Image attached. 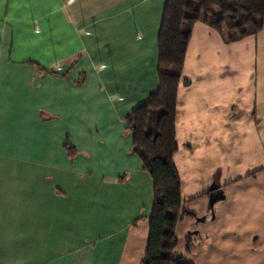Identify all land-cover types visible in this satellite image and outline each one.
<instances>
[{"label":"crops","instance_id":"obj_1","mask_svg":"<svg viewBox=\"0 0 264 264\" xmlns=\"http://www.w3.org/2000/svg\"><path fill=\"white\" fill-rule=\"evenodd\" d=\"M165 1L0 0V264H140L152 178L125 117L158 86ZM175 139L173 255L264 264V17L235 41L193 24Z\"/></svg>","mask_w":264,"mask_h":264},{"label":"trees","instance_id":"obj_2","mask_svg":"<svg viewBox=\"0 0 264 264\" xmlns=\"http://www.w3.org/2000/svg\"><path fill=\"white\" fill-rule=\"evenodd\" d=\"M263 17L264 0L165 1L157 36L158 86L125 117L126 129L132 132V150L152 178L149 235L140 264H187L172 253L177 244L176 224L186 214L181 209L180 179L173 154L177 149V90L192 26L204 21L224 40L235 41L260 30ZM67 148L72 156L74 149L70 145ZM193 245L188 236L186 249L193 250Z\"/></svg>","mask_w":264,"mask_h":264},{"label":"water","instance_id":"obj_3","mask_svg":"<svg viewBox=\"0 0 264 264\" xmlns=\"http://www.w3.org/2000/svg\"><path fill=\"white\" fill-rule=\"evenodd\" d=\"M210 189L211 190L217 189L215 194H213V193L209 194V204L211 207V211L213 213V205H214L215 201L222 198L223 194H222V191L220 189H218V185L215 183L211 184ZM204 218H205V216H202L201 218H198V219L204 220Z\"/></svg>","mask_w":264,"mask_h":264},{"label":"rangeland","instance_id":"obj_4","mask_svg":"<svg viewBox=\"0 0 264 264\" xmlns=\"http://www.w3.org/2000/svg\"><path fill=\"white\" fill-rule=\"evenodd\" d=\"M192 244H194L193 246H197V242L193 241ZM192 249V247H191ZM194 249V248H193ZM192 251V250H191Z\"/></svg>","mask_w":264,"mask_h":264},{"label":"built area","instance_id":"obj_5","mask_svg":"<svg viewBox=\"0 0 264 264\" xmlns=\"http://www.w3.org/2000/svg\"><path fill=\"white\" fill-rule=\"evenodd\" d=\"M56 68H58V64L56 65Z\"/></svg>","mask_w":264,"mask_h":264}]
</instances>
